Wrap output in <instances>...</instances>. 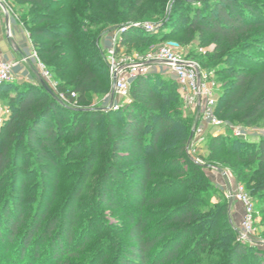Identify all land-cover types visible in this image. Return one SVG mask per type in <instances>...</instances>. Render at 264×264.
<instances>
[{"label":"trees","instance_id":"trees-1","mask_svg":"<svg viewBox=\"0 0 264 264\" xmlns=\"http://www.w3.org/2000/svg\"><path fill=\"white\" fill-rule=\"evenodd\" d=\"M14 2L26 6L21 18L39 59L47 70L57 74L59 92L68 96L70 102L79 104L90 103L94 94L101 97L108 92L110 80L105 73L106 57L99 50L98 42L108 31L123 26L143 0ZM210 9L204 11L196 7L188 22L182 23L186 17L172 22L175 30L183 27L190 36L196 32L199 37L214 44L212 54L202 65L228 64L240 54L247 57L246 50L264 42V10L261 7L243 0H219ZM159 34L162 30L147 32L129 28L120 44L132 41L136 45L148 44ZM221 72L229 77V81L218 97L216 116L221 120L237 117L238 121L248 125L258 121L264 115V58L254 59V67L225 65ZM154 80L161 82L158 76L136 77L129 89L131 107L113 110H82L64 105L41 84L27 81L3 84L0 96L7 86L19 89V92L2 99L10 107L11 114L0 130V173L6 168L9 154L13 151L16 163L22 164L14 177L22 182L19 184L20 199L26 171L21 161L24 153L21 142L26 141L36 151L35 158L51 164L59 155L58 138L63 133L62 125L68 121L65 125H69V131L73 134L83 131L90 135L93 143L87 148V163L81 173L84 177L71 195L62 219V229L54 243L55 252L61 251L64 243L70 245L74 240L77 203L86 189L87 179L91 177L98 152L103 151L114 165L107 164L99 178L98 188L93 193L98 203L109 208L117 207L119 203L115 202L114 190L120 186L119 182H124L127 198L135 206L134 211L129 212L132 224L130 244L116 246L115 264H149L152 250L156 258L150 264L170 260L171 264H184L186 261L193 264H264V258L260 257L264 255L258 247L260 245L241 243L237 240L238 234L226 226L227 221H221L227 213L228 202L222 199L213 205L210 203L212 196L208 190L211 184L204 177L201 166L185 154L190 127L183 123L174 132L177 123L168 109L174 93L171 89H159ZM163 84L166 85L165 82ZM173 88L179 89L175 80ZM71 93L77 95L76 99L71 97ZM86 116L88 121L84 123ZM102 116L106 118L104 133L97 125ZM100 134L103 137L99 144L97 137ZM12 138L15 139L13 144L10 143ZM160 140L165 142V148L157 145ZM81 147L83 144L79 143L75 153ZM149 147L151 152H148ZM208 152L210 157L224 154L230 158L226 163L232 166L251 194H258L256 197L264 208V138L258 143H250L233 136L231 132L213 135L208 141ZM165 154L182 156L191 173L180 166L182 163L178 158L161 161L160 156ZM122 162L135 167L123 173L116 167ZM44 166V171H49L47 165ZM156 174L175 176L177 179L160 178ZM156 178L158 182L149 185ZM179 185L184 186L183 193L177 192L179 189L170 193L166 188ZM181 196H184L182 201L179 200ZM21 211L16 200L12 208L7 202L2 210L0 229L4 224L9 240L25 220ZM260 211L264 214V209ZM41 217V213L32 215L33 222L27 230L21 256L40 226ZM56 224V221H50L44 233L51 234ZM3 237L0 230V238ZM180 250L185 252L180 253ZM61 252L71 254L68 249Z\"/></svg>","mask_w":264,"mask_h":264},{"label":"rangeland","instance_id":"rangeland-1","mask_svg":"<svg viewBox=\"0 0 264 264\" xmlns=\"http://www.w3.org/2000/svg\"><path fill=\"white\" fill-rule=\"evenodd\" d=\"M14 1L15 0H0V22L3 25L2 28L4 29L5 23L4 32L6 31V35H8L9 38V34H13L15 39H18L21 35L24 36L27 43L30 44V50L26 51V55L29 56L30 59H33V65L36 71H38L39 65L44 67L48 72V79H44L43 81L56 96H59L62 92H59L58 90V79H56L57 74H53L51 71L47 70L45 65L39 59V56L31 43L28 28L24 25L21 18L22 10H24L26 6ZM143 1L144 2L136 12L129 16L125 20L126 22L122 25H127L131 22L140 23L142 25L150 24L157 26V30H162V34H159V36L150 40L148 44L136 45L134 41L126 42L125 45L117 43L115 48L119 51V55L133 57L154 52L163 45L171 46L184 58L196 62L198 67L203 72L207 73L210 79L215 81L216 88L214 92L217 95V98L221 95L222 90L227 87V82L229 81V77L221 72L225 65L232 67H254V59L264 58V42H261V44L244 52H248L247 57L240 56L243 55L240 54L237 57L234 56L235 60H230L232 62H229L228 64L217 63L212 66L210 65V67L202 65L205 60L209 58V55L212 54L215 47L214 44L206 40V38L199 37L196 32L190 36L183 27L175 30L176 26L173 25L172 22L179 17H186L184 22H182L186 23L188 22V18L192 16L194 8L200 7V9H203L204 11L211 10L210 7L219 0ZM243 1L251 2L264 10V0ZM6 15H8L9 18L8 22L6 21ZM115 32V29L108 31L98 42L99 50L101 53L103 52L105 54V57L107 56L106 49L112 43L111 37L116 34ZM12 43L16 44V42L10 41V47L14 51ZM26 55H23V57H26L29 60V57ZM15 58L16 59L8 61L15 62L18 65L17 56H15ZM28 60H23V62H27ZM105 64V73L110 80L108 92L101 97L97 94L92 95L91 101L88 104H79L72 101L69 106L82 110L92 108L113 110V106L115 105H118V108L122 109H128L131 107V100L129 97L123 98L117 95L112 96V81L106 58ZM16 66H14L12 80L3 84L25 81L40 84L37 81V76L32 75L34 77L33 80H30L28 74L26 75V78L16 77ZM147 75L150 77L158 76L159 79H161V82L154 80V83L157 84L159 89H171L173 91V102L168 106V109L177 123L174 132L178 131L180 125L183 123H185L186 126L189 125L190 129L185 154L192 162L201 166L204 177L207 182L211 184V188L208 190V193L212 196L210 203L213 205L222 199L228 202L227 213L221 217V221H227L226 226L230 227L236 233L242 228L243 206L236 200L230 202L228 199L230 191H233L237 185L242 186L251 200L255 217L254 225L256 230L254 232L253 241L249 245H260L258 246L259 249L264 252V214L260 211L264 208L259 198L256 197L258 194H251L243 180L239 179L234 172L232 166L226 163L230 158L224 154L210 157V152H208V141L211 136L226 134L229 132L234 134V131L239 133L237 136L238 138H242L250 143H258L264 138V115L261 116L258 121L250 125L238 121L237 117H228L222 119L223 123L226 125L224 128L213 129L204 121H199L200 118H198L196 111L191 106L184 103V99L179 89L174 90L173 88L174 77L167 70L157 68ZM163 82H165L166 85H164ZM18 92L19 89L7 86V88L4 89V92H2V96H0V115L4 113V108L10 110L9 114L5 115L4 118L2 117L3 119L0 121V130L11 114L10 107L2 101L5 100V98L8 99L6 96L17 94ZM3 96H5L4 99ZM84 121V123H87L88 116L84 118ZM105 122L106 118L105 116H102L97 123V125L102 128V133H104ZM65 124H68V121L66 123L64 122L62 125L63 133L58 138L57 147L59 149V155L51 161V164L48 161H40L35 158L36 151L32 150L27 145L26 141L23 140L21 142V148L24 147L22 148L24 153L21 157V161L25 164L24 168L26 171L24 172L23 178L25 182L23 191L20 195L22 197L20 199L18 197L20 191L19 184H22V182L16 180L14 177L17 174L15 171L18 170V167L22 164L18 165V163H16L15 154L12 150L13 153L10 152L9 154V162L6 168L0 173V216L5 204L8 202L9 207L12 208L16 200L20 203L21 212L25 219L21 222V225H19L17 232L12 234L11 240L7 237L6 227L4 224L1 225L0 230L4 234V237L3 239L0 238V264H115L117 261L116 246L123 247L124 245L130 244L129 232L132 224L129 220V212L134 211L135 206L131 203V199L127 198L128 194L125 192L127 186L124 185V182H119L120 186L114 190L115 202L119 203L118 206L114 208L100 205L93 194L98 188L99 178L104 173L107 164L114 165V163H112L113 160L110 159V156H108L107 153L99 151L98 158L94 161L95 165L91 172V177L88 178L89 180L87 179V182L85 183L86 189L81 193L80 200L77 203L74 218L76 223L74 228V240L70 245H65L63 242L65 246L63 245V248H61V251H66V249H68V252L71 254L65 255V252L62 253L59 250L55 252L54 243L56 242L58 232L62 229V219L65 217V211L68 208L71 195L78 187V183H81L82 181L83 175L81 173L84 171V166L87 163V148L93 143V139L90 135L85 134L83 131H80L78 134H73V132L67 129L69 125ZM192 132L193 137L190 138ZM18 137L19 136H17V138ZM101 137H103V134H100L97 137L99 144L102 142ZM14 141L15 139L12 138L10 143L13 144ZM79 143H82L83 147L75 153V147L79 145ZM157 145L161 148H165V142L162 140H160ZM149 151L151 152V147L148 148V152ZM173 158H178L182 163L180 166L185 171L187 170V173H191L189 166L183 163L184 158L182 156H176L174 154L160 156L161 161H168ZM44 165H47L46 167L49 171H44ZM240 165L244 166V164ZM116 167H118L123 173H126L131 171L135 166L127 162H122L116 164ZM43 172L46 173V175L43 174ZM156 175L160 178H169L171 180L177 179L175 176L173 177L163 174ZM180 178L182 179L184 177ZM156 182H158L157 178L156 181L153 179L149 182V185L152 186ZM172 186L166 187L169 188L170 193H173L175 189H179L177 192L180 191L182 193L185 190H183V185L174 186L175 188ZM112 189L114 188L112 187ZM183 199L184 196H181L179 200L182 201ZM35 213H38V215L40 213L42 214V217L40 218V226L36 233H33V238L27 244L24 254L21 256L20 253L25 246L24 241L27 230L33 222L32 215ZM50 221H56L57 224L55 230L47 235L44 233V228ZM5 236L7 239H5ZM237 240L239 241L238 237ZM258 240L261 241L262 244L259 243ZM183 252H185V250H180V253ZM150 253L151 263L156 256L153 250L152 252L150 251ZM260 257L264 258V255H260ZM170 261H162L161 264H171ZM184 264H193V262L186 261Z\"/></svg>","mask_w":264,"mask_h":264},{"label":"built area","instance_id":"built-area-1","mask_svg":"<svg viewBox=\"0 0 264 264\" xmlns=\"http://www.w3.org/2000/svg\"><path fill=\"white\" fill-rule=\"evenodd\" d=\"M129 27L140 28L147 32L157 30V26L150 24L142 25L136 22H134V25L127 24L115 29L116 34L111 37L112 43L106 49V59L112 81V96L117 95L123 98H128L131 83L136 77L147 75L157 68L165 69L174 77L184 99V103L191 106L196 111L198 118H200L199 121H204L213 129L224 128L226 125L216 116V106L218 101L217 95L214 92L216 83L214 80L210 79L207 73L203 72L198 67L196 62L184 58L178 51L168 45H163L154 52L133 57H126L118 54L119 51H117L115 46L117 43H121L123 34L129 29ZM9 35L11 37V34ZM12 46L14 49L17 48L14 43H12ZM23 60L26 61L28 59L23 57ZM16 65L17 63L0 57V86L3 83L12 80L14 66ZM36 76L37 81L41 84V81L48 79V72L43 66L39 65L38 71H36ZM71 97L76 98L77 95L71 93ZM57 98L64 105L70 104L68 96L63 93L57 96ZM117 108L118 105L113 106V109ZM3 110L4 113L0 115V121H2L4 116L10 112L8 108H4ZM233 135L237 137L239 133L234 131ZM228 195L230 202L236 200L243 206L242 228L237 232L238 239L244 244L251 243L256 230L254 225V210L251 200L245 193L244 188L240 185H237ZM258 242L262 244L261 241L258 240Z\"/></svg>","mask_w":264,"mask_h":264},{"label":"crops","instance_id":"crops-1","mask_svg":"<svg viewBox=\"0 0 264 264\" xmlns=\"http://www.w3.org/2000/svg\"><path fill=\"white\" fill-rule=\"evenodd\" d=\"M2 26L3 25L0 22V57L5 60H11L16 59L15 56H17V61L19 64L15 67L16 77L26 78V75L28 74L30 76V80H33V76H36V70L33 65V59H30V57L26 55V51L30 50V44L27 43L26 39L22 35L18 39H15L14 35L11 34V37L9 38V36L6 35V31L4 32L5 23L4 29L2 28ZM10 41H15L17 44V48L14 49V51L10 47ZM23 55L29 57V60L27 62H23Z\"/></svg>","mask_w":264,"mask_h":264},{"label":"water","instance_id":"water-1","mask_svg":"<svg viewBox=\"0 0 264 264\" xmlns=\"http://www.w3.org/2000/svg\"><path fill=\"white\" fill-rule=\"evenodd\" d=\"M7 19L6 21L8 22L9 18H8V15H6ZM130 25H134V22H131ZM41 85L51 94V95H54L53 91L48 87V85L44 82V81H41ZM193 137V132L191 133L190 135V138Z\"/></svg>","mask_w":264,"mask_h":264}]
</instances>
